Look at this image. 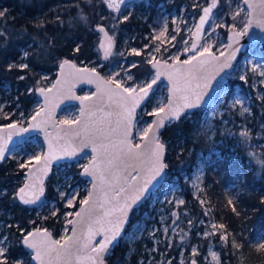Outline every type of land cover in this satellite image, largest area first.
<instances>
[{
  "label": "rangeland",
  "instance_id": "obj_1",
  "mask_svg": "<svg viewBox=\"0 0 264 264\" xmlns=\"http://www.w3.org/2000/svg\"><path fill=\"white\" fill-rule=\"evenodd\" d=\"M83 1L87 8L92 11L93 8L97 10L98 15L100 14V21L91 27L90 17L84 11L82 4L76 5V12L68 16L66 20V25L72 30L66 41L67 43L64 44L72 43L75 45L74 50L79 47V49H82V53L71 60L75 61L79 66H88L98 70L103 68V71L107 72L106 75L108 77H106L109 80L119 81L124 87L130 85L145 86L154 76L153 73L139 81L135 80L132 72L134 67H131V65L133 63L136 65L138 62L135 58L136 54L132 53L133 48L137 49L140 54L145 49H148V60L155 57L153 63L157 60L173 62L175 60L171 57L175 55H179L180 59H187L191 56L193 53L188 54L185 49L191 47L197 20L201 14L200 9L194 8L193 5L196 3H201L203 6L207 5L206 0H190V2H184L180 6H178L176 0H140L136 3L128 4L122 10L116 12L114 8H108L102 0ZM93 4L96 5L93 6ZM237 5L243 11H240L236 19L233 20L232 15L237 10ZM81 15L87 19H81ZM123 15L128 16L126 21L122 20ZM214 16L215 20H212L210 25L220 23L224 26L216 28L211 33V36L208 35L209 26L202 46L211 44V50L219 53L226 49L229 32L233 31L228 25L235 24V30H242L248 21V9L244 0H227V2L226 0H221ZM102 17L108 20V26L100 23L103 20ZM132 21L134 23L138 22V24L129 26ZM98 25L105 26L115 42L112 55L107 59H105V52L101 47L103 32L99 31ZM6 31L9 40L7 46L9 54L5 61L10 64L28 63V70L32 77L35 78L40 75V77H37L35 85L28 92H36L41 87L52 86L56 78V71H49L50 67L48 65L46 69L38 68L39 64L43 66L39 61V58L45 53L42 44L27 37L24 30L8 27ZM161 31L164 32V35L159 40H156L155 37ZM173 35L176 37L175 40H171ZM146 45L149 46L145 47ZM156 47H159V52L154 51ZM26 51L29 55L24 57V52ZM15 55L16 59H14ZM68 59L66 57L62 58L60 63ZM256 63L264 64V43L261 41L245 47L237 59L231 77L222 89L217 102L203 109V128L204 132H207L206 135L210 140L211 149L208 153H199L192 173L184 177V182L188 183V189L186 190L183 187L177 177L169 180V177H167L165 183L149 196L144 205L136 210V220L129 226L117 245H128L129 256L136 255L138 264H164V262L169 260L171 264H181V262L190 264L191 260H197L199 264H215L212 260V252L217 253L220 258V264H264V251L258 250V245L264 243V227L254 230L253 235L251 233L245 234V243L248 242V245L253 247L252 249L255 252L254 260H250L246 254L244 256L241 248H232L231 239L235 237L236 241L240 243L238 236L227 232L229 234V243L225 244L219 239V232L224 230H217V235L215 236L204 235L205 232L213 231L211 228L212 224L221 225L214 218L212 209L204 195V176L207 166L216 158H224L225 156L220 146L229 147L232 158L238 157L237 149L242 145V138L239 133L247 129L250 133H253L251 135L256 139L260 138V141L255 144L264 147V134L260 137L254 132L255 127L250 119L253 115V105L256 99L261 100L260 96L264 95V84L260 83L261 78L250 72L251 66ZM105 67H107L106 70H104ZM115 72H119V75H116ZM128 75L132 76L131 80L127 78ZM241 76H247L248 82L245 83L241 80ZM16 90L17 88L11 83L0 82V96L2 99L0 106L3 107V112L14 114L11 117L13 121H19L18 124L25 126L29 123L31 116L41 108V100L37 97L35 103L27 112L14 95ZM83 90L85 95L92 93L90 88H84ZM168 90V83H161L149 99L147 106L142 108L143 111L142 109L139 111L137 119L142 123L136 125V132L133 138L135 143H139L142 140L141 128L146 127L154 118L144 113L154 110L158 105L165 107L168 100ZM237 98L241 99L244 105L250 108V113L241 115L239 105L235 108L230 107ZM3 112H0V119L4 117ZM21 112L24 113L23 116L20 115ZM227 112L232 113L231 118L224 117L219 123L217 119L222 118ZM78 115V106H69L60 113L59 118L61 121H74L78 118ZM190 115L191 113L186 114L187 117H190ZM262 128L264 127L262 126ZM44 149L42 134L38 133L15 147L4 163L9 164L11 160H14L19 167L21 163H27L34 155L42 156ZM91 158V155H87V159L83 157L80 161L54 167L49 179L52 178L55 182L58 199L48 200L45 197L43 204L40 207H34L36 209L31 211L35 216L45 218L49 214L52 215L53 211L58 214L61 208L65 209L62 215L64 227L62 237L59 240L67 237L72 228V224H68L67 220L73 219L74 216L66 217L65 213L78 211L80 207L78 206L79 201L87 198L91 182L82 177L80 165L87 164ZM33 162L34 160L28 163L25 168L28 169ZM68 177H71V179H66ZM19 188L16 186L1 188L0 198L8 193L11 194V198L16 197ZM73 189L76 190L77 198L74 201V206L68 208L65 200L60 198L59 192H71ZM188 191L191 194V198L188 197ZM179 200H183L184 203L178 204ZM201 200L204 201L203 204L200 203ZM18 202L20 203L19 200ZM173 212L177 213V216H173ZM13 217L14 215L9 210L7 211L2 207L0 210V235H5L10 225L9 221ZM42 226L40 224L35 228H43ZM165 227L169 229L168 234L172 237L170 247L167 246L169 241L164 238L163 229ZM35 228H32V230ZM138 229L141 231L138 232ZM156 229H159V231L156 232L155 236L150 235ZM250 231H252V228H250ZM134 234L135 238L133 239ZM184 234H186L185 239L182 241L180 236ZM8 243L10 245L9 241ZM193 248L196 249L195 255L192 252ZM153 249L156 250L153 251ZM8 252L6 255H8ZM21 258L24 264H33L32 254L28 251L15 261Z\"/></svg>",
  "mask_w": 264,
  "mask_h": 264
},
{
  "label": "snow or ice",
  "instance_id": "obj_2",
  "mask_svg": "<svg viewBox=\"0 0 264 264\" xmlns=\"http://www.w3.org/2000/svg\"><path fill=\"white\" fill-rule=\"evenodd\" d=\"M91 2V0H89ZM103 3L107 5L108 8H114L116 12H119V7L114 3V0H102ZM125 0H119L120 4H123ZM221 0H206L207 6H203L201 3H196L193 5L194 8H199L202 14L199 17V23L196 26V35L199 39L203 34V28L205 24L209 23V20H215L213 10L218 8ZM227 2V0H226ZM245 4H248V0H244ZM249 7H254L249 5ZM261 12L256 22L259 26L264 27V3L260 5ZM242 8L237 5V10L233 13L232 19L235 20L236 16L239 15ZM219 14V13H217ZM5 12L0 11V18L4 17ZM81 19L86 20L87 18L81 15ZM103 19V17H102ZM128 19L127 15L122 16V20L126 21ZM56 20L63 23L59 15H57ZM44 21H40L36 27H43ZM252 24V19H249L247 24L242 30L233 31L232 43L228 44L227 47L231 48V52L225 61L219 62V56H224L223 51L219 52V56L215 55L211 48V44H206L201 47L199 51H194L197 45L193 43L191 47L186 48V52H193L191 56L183 61L180 60L179 55L171 57L176 61L175 65H168L167 61L163 65L156 61L153 63L155 57L148 60L154 68L158 69L150 82H147L145 86L135 85L123 87L122 91H116L110 86V82L104 80L103 77L96 73L93 68L91 71L95 73V80L99 84H104L106 86V95L108 97L109 106L113 108V111L104 113V117H116L113 122L111 119H105L101 117L99 121H95L92 124L86 123L84 125V139L82 141L80 151L85 148H91V152L94 154L87 164H81L82 175L91 178V189L88 191L87 198L81 199L79 201L80 208L76 212H66V217L75 216L78 219H68V224L76 225L72 229V235L61 244L59 240H53L51 233L47 229L36 228L34 231L27 229L23 226L17 225L16 230L21 234V243L28 249H32L35 252L34 259L39 260L40 264H73V260L83 262L85 260L89 261L90 264H104V256L109 252L111 246L117 241L121 234L123 224L127 221L128 213L131 211L132 207L141 200L146 193L150 192V187H155V183H159V180L164 176V170L167 168V164L164 162V152L165 145L162 143L154 133V139L149 143L145 144L143 147L140 144L133 145L131 136L134 125H140L142 122L137 119L136 109L141 106L142 102L149 100V93L152 90L153 85L157 83L161 75H167L169 81H171V92L172 99L169 100L167 104L168 111L162 117L161 113L165 112L164 107L159 105L150 112H145L147 116L156 117L157 119L148 123L146 127L141 128V139H146L149 133L156 129L158 133L159 129L165 126V120H179L181 114L186 110L197 108L200 106V102L203 100L204 96L208 94V90L212 89L213 81L219 83L217 77L226 68L231 67L230 61L235 59L236 53L240 51L239 47H234V45L239 44V37L245 35L248 28ZM220 23H214L210 25V31L208 35L215 31L216 28L221 27ZM231 30H235L236 25H228ZM98 29L107 35L103 26L98 25ZM164 32L161 31L159 35L155 37L159 40ZM4 33L0 32V37H3ZM111 39V38H110ZM175 35L171 36V40H175ZM187 43V41H185ZM146 45L145 47H148ZM103 48L104 45L101 44ZM111 45H109V48ZM175 47V45H173ZM79 51V47L75 49ZM154 51L159 52V47H156ZM132 53L140 55L137 49L133 48ZM29 53L24 52V57H27ZM109 52L105 50V59L108 58ZM122 55V53H121ZM151 55V54H149ZM198 57H203V59H198ZM193 61L196 63L193 64ZM65 65H69V61L65 60L60 65L61 69ZM183 65H191L190 68L184 69ZM208 66V67H205ZM9 70L12 68H19L21 70L28 69V63L19 64H9ZM72 67H75L72 65ZM131 67H136L135 63ZM163 67L167 69L166 72H161L159 69ZM127 71V70H125ZM250 72L259 76L261 78L260 83L264 84V64L256 63L250 68ZM119 75V72H115ZM129 80L132 79L131 75L127 77ZM223 77H221L222 79ZM18 79L23 80L25 76L21 75ZM241 80L245 83L248 82L247 76H241ZM93 82L91 79L89 83ZM111 83H115L117 88H120V82L112 80ZM60 84V81H57ZM98 84V88H99ZM39 92L44 96V105L41 106V111H46V106L49 104L50 98L44 88H40ZM135 94V95H134ZM86 99V98H78ZM260 99L264 101V95L260 96ZM237 105L240 106V114L250 113V108L244 105V102L237 98L235 99L231 106L235 108ZM54 107V106H53ZM143 111V109H142ZM0 112H3V107L0 106ZM190 114V113H189ZM4 118L9 120V123L4 125L5 128L13 129V132L7 133V138L0 140V161L5 159V154L8 152L7 143L9 142L12 135L20 132L27 131V128L19 129L16 128V124L19 121H13L11 119L13 113L3 112ZM21 116L24 115L23 112L20 113ZM84 112L81 111V116ZM95 115V112L92 113ZM41 117V112L37 111L31 116V121H36L34 124H30L31 128L39 129L42 124L47 123L45 119H39ZM64 124L79 123V121H61ZM207 134V132L205 133ZM80 135V133H77ZM242 138V142L247 143L250 139L251 133L245 129L239 133ZM74 157L76 156V151L65 152L63 156L57 154L51 142L48 145V152L43 158V164L38 169L43 173H47L51 169V163L53 160L61 161L64 157ZM85 159H87V154H85ZM40 163L41 156H32L27 163H21L20 168L27 167L28 163L32 161ZM261 167H264V159L258 160ZM133 173H136L133 175ZM159 178V179H158ZM66 179H71L68 177ZM142 179L143 183L140 184L138 181ZM155 182V183H153ZM34 188L33 184H25L23 187L18 189L16 197L24 204H36L39 201L40 196L43 195L44 189L40 187L38 190L33 191L30 198H26V189ZM59 191V190H58ZM130 194H126L129 193ZM60 198L65 200L66 206L72 208L74 206V201L76 200V190L73 189L71 192L60 191ZM183 200H179L178 204H183ZM201 204L204 203L203 200L200 201ZM232 204V200L228 201ZM87 206V207H84ZM236 211L235 206L232 209ZM53 211L52 215H55ZM173 216H177V213L173 212ZM175 223V221H173ZM191 223V221H189ZM81 225L86 227V234H84L83 229L81 230V235H77V228ZM96 226L95 228L93 226ZM8 227H11L9 225ZM211 228L213 231L205 232V236H215L217 235V230H224V225L212 224ZM141 231L138 229V232ZM159 229L154 230L150 235L155 236ZM169 229L165 227L163 229V234L165 240L169 241L167 246H171L172 237L168 234ZM185 235H181L180 239L183 241ZM94 236H100L98 241H93ZM135 238V234L132 237ZM219 239L221 242L227 244L229 243V234L226 230L219 232ZM9 238L7 235H0V264H9V259L6 253L9 248ZM232 248H241L242 245L236 241L235 237L231 239ZM156 249H153L155 251ZM258 250L264 251V243L258 245ZM193 255L196 254V249H192ZM212 260L215 264H220V258L216 252L211 253ZM13 264H24L23 259H18L13 261ZM164 264H171V261H166ZM183 264V262H181ZM190 264H197L196 260H191Z\"/></svg>",
  "mask_w": 264,
  "mask_h": 264
},
{
  "label": "trees",
  "instance_id": "obj_3",
  "mask_svg": "<svg viewBox=\"0 0 264 264\" xmlns=\"http://www.w3.org/2000/svg\"><path fill=\"white\" fill-rule=\"evenodd\" d=\"M176 1L178 6L184 2H190V0ZM78 4H82L84 11L89 15L91 27L99 23L100 14L98 15L95 8L93 11L87 8L83 0H0V11L5 12L4 17L0 18V32L4 33V36L0 37V82H9L17 88L14 95L27 112L37 99L35 91H28L35 85L36 79L40 75L34 78L28 69L21 70L14 67L9 70L10 63L5 61L9 54L6 30L8 27L24 30L27 37L41 43L45 53L39 58L43 66L39 64L38 68L46 69L48 65L49 71H56V77L62 58L73 59L82 53L81 48L78 52L74 50V44H64L67 43L72 30L66 25V20L68 16L76 12ZM57 15L63 23L56 20ZM41 20L44 21L43 27H36ZM100 23L108 26L107 19H103ZM134 24H138V22L132 21L129 26ZM148 52L149 50L145 49L140 55H135L138 63L132 72L136 81L154 73L153 65L147 62ZM14 59H16V55ZM99 70L102 71L101 68ZM21 75L25 76V79H18ZM105 76L107 75L105 74ZM83 92L84 90L81 91V93ZM1 101L0 96V103ZM203 109L204 107L198 108L191 113L190 117L185 114L178 122L168 124L160 135L161 140L167 145L168 180L177 177L186 190L188 183L184 182V177L192 173L199 153H208L211 149L210 140L203 128ZM230 112L217 119L218 122L221 123V119L224 117L231 118L232 113ZM250 119L255 127L254 132L262 137L264 134V128H262V126L264 127V101L256 99ZM7 123L9 120L4 117L0 119V125ZM258 141L260 138L256 139L251 135L248 142H242V145L237 149L238 157L236 158L231 157L229 147L220 146L225 154L224 158H216L212 161L207 166L204 176V195L212 209L214 218L225 226L224 230L229 234L238 236L242 245L241 252L244 256L246 254L250 260L255 259V252L248 242L245 243V234L253 235L254 230L264 227V167L258 163V160L264 159V147L256 145L255 143ZM26 171L27 168H19L14 160H11L9 164L3 163L0 166V189L6 186L21 187L25 181ZM187 193L191 198L190 192ZM14 197L11 198V194L8 193L0 198V210L4 207L14 215L9 221L11 227H8L5 233L10 242L7 255L9 264H13V261L19 256L27 253L21 243V234L16 230L17 225L32 230L42 224V227L51 231L56 239L62 237L64 227L62 216L64 208H61L56 215L49 214L42 218L31 212L36 208L19 203L18 199ZM45 197L48 200L59 197L52 178L46 183ZM230 199L232 204L228 203ZM233 206L236 208L235 212L232 210ZM136 210L131 216V224L136 220ZM32 220L34 221L31 223ZM107 264H138V260L136 255L129 256L128 245L119 244L107 257Z\"/></svg>",
  "mask_w": 264,
  "mask_h": 264
},
{
  "label": "water",
  "instance_id": "obj_4",
  "mask_svg": "<svg viewBox=\"0 0 264 264\" xmlns=\"http://www.w3.org/2000/svg\"><path fill=\"white\" fill-rule=\"evenodd\" d=\"M137 0H125V2L132 3ZM114 3L120 7L119 0H114ZM264 3V0H248V4H245L247 9H248V20L252 19V24L248 28V31L245 33L244 36L239 37V44L234 45V47H239L240 51L236 53L235 59L231 60V67L226 68L223 72L220 73V75L217 77V80H219V83H216V81H213V87L212 89L208 90V94L204 96L203 100L200 102V106L197 108L189 109L186 110L184 113L181 114L180 119L184 114L187 113H192L196 109L204 107H210L213 104L217 102L219 99L220 93L226 83L228 82L229 78L231 77L232 70L237 62V59L239 58L240 54L244 51L245 47L247 45H252L257 42H263L264 43V27H261L258 25L256 22L257 18L260 15L261 8L260 5ZM249 5H253L254 7H249ZM207 6V5H206ZM216 9L213 10V14L215 13ZM202 14V12H201ZM200 14V15H201ZM200 17V16H199ZM212 19L209 20L208 24L204 25L203 28V34L200 36V38H197L196 35V28L194 32V36L192 39V43H195L197 45V48L194 51H198L204 41L205 35L207 33V30L211 24ZM248 22V21H247ZM199 23V18L197 20V25ZM196 25V26H197ZM103 26V25H101ZM105 31L107 32V35L103 32V38H102V44L104 47L102 48L103 51L107 49L109 52L108 57L112 55V52L114 50L115 42L113 37L109 34V31L105 26H103ZM233 31H238V30H233ZM233 31L229 32L228 35V44L232 43V36H233ZM111 38V39H110ZM109 45L111 47L109 48ZM231 48L226 47V49L223 51L225 53L224 56H219V53L213 52L215 55L219 56V62H223L226 60L228 53L231 52ZM193 52H188V54H191ZM198 59H203V57H198ZM183 61L184 59H180ZM69 65H65L63 69L59 67L57 76L54 80V83L50 87H41L44 88L47 92L48 97L50 98L49 104L46 106V111H41V108L38 110L41 112V117H38L39 119H45L47 120V123L42 124L39 129H34L30 127V124L36 123V121H29L27 125H21V124H16V128L23 129L27 128V131H20L14 135L11 136L9 142L7 143V149L8 152L5 154V159L3 161H0V166L4 163V161L7 159L9 156L10 152L20 145L21 143L27 141L30 139L32 136L41 133L42 134V139L44 143V153L41 156V161L40 163H37L34 161L27 169L26 171V178L24 183L22 184L21 187H23L25 184H33L34 188L31 189H26L25 196L26 198H30L32 196L33 191L38 190L40 187H43L44 192L43 195L40 196L39 201H37L36 204H24L22 201L20 203L28 206V207H40L45 199V193H46V183L50 178V175L54 169V167L62 165V164H67L71 162H76L80 161L85 157V154L93 156L94 154L91 152V148H85L83 151H80V147L82 144V141L84 139V125L86 123L92 124L95 121H99L101 117H104V113L106 112H111L113 111V108L109 106V101L108 97L106 95V86L104 84H99L98 81L95 80V73H93L91 70L93 68L88 67V66H79L75 63V61L68 59ZM161 65L165 63L166 60H157ZM63 63V62H62ZM61 63V64H62ZM168 65H175L176 61L169 62L167 61ZM196 62L193 61V64ZM60 64V65H61ZM74 65L75 67H72ZM191 65H183L184 69L190 68ZM208 67V66H205ZM154 75L157 72L158 69L154 68ZM96 73H99L101 77L104 78V80L110 82V86L115 89L116 91H122V88L124 87L123 85L120 84V88H117V85L115 83H111V80H109L105 75L98 69H95ZM161 72H166L167 69L161 67L159 69ZM221 77H223L221 79ZM92 80L93 82L89 83V80ZM57 81H60V84H57ZM166 82L168 83L169 90H168V100L167 103L164 107L165 112L161 113V116L163 117L167 111V104L169 100L172 99V92H171V81H169L167 75H161L160 79L157 81L155 85H153L152 90H150L149 93V99L153 96L154 92L156 89L161 85V83ZM99 84V88H98ZM84 88H90L92 89V93L89 95H85L81 93V91ZM40 89V88H39ZM39 89L36 91L37 97L41 100V106L44 105V96L41 95L39 92ZM135 95V94H134ZM78 98H86V99H78ZM149 101V100H148ZM148 101L142 102L141 106L136 109V115L138 117L139 111L148 103ZM54 106V107H53ZM69 106H78L79 108V115L78 118L74 121H79V123H73V124H64L61 123V120L59 118L60 113L67 107ZM81 111L84 112V115L81 116ZM95 112V115H92V113ZM105 119H111L113 122L115 121L116 117L113 115L112 117H104ZM157 118L154 117L153 121L156 120ZM179 119V120H180ZM179 120H165V126L160 128L158 133L156 132V129H153L152 133L148 134V137L146 139H142L139 143H135L133 138L136 132V125L133 126V131H132V136L131 140L133 145L135 144H140L142 147L145 144H149L153 139H154V133L158 135L160 141L164 143L161 140V132L166 128V126L170 123L173 122H178ZM13 129L5 128L4 125H0V140L6 139L7 138V133L13 132ZM77 133H80V135H77ZM49 142H51L54 151L63 156L65 152H71L73 150L76 151V156L74 157H64L63 160L61 161H55L53 160L51 163V169L48 171L46 174L38 171V169L41 167L43 164V158L48 152V145ZM165 145V152H164V162L166 163V155H167V145ZM82 173V172H81ZM136 173H133L135 175ZM82 175V174H81ZM82 177L86 180H90V177L83 176ZM167 177V170H164V176L162 179L159 180V183H155V187H150V192L146 193L145 196L141 198L140 201L137 202L136 205H134L131 209V211L128 213L127 221L123 224L122 231L120 236L118 237L117 241L114 242L113 246L110 247L109 252L105 254L104 256V264H107V257L110 255L112 252L113 248L119 243V241L122 239L124 234L127 232L129 226H130V221H131V215L133 212L140 208L142 205L145 204V202L148 200L149 196L156 191L158 188H160L166 180ZM159 179V178H158ZM138 183L142 184L143 180L140 179ZM91 189V187H90ZM126 194H130L126 193ZM87 207V206H84ZM80 208V207H79ZM79 210V209H78ZM78 219L77 217H73V220ZM76 227V225L72 224L71 232L70 234L65 237L63 240L56 239L51 231L47 230L49 233H51L52 239L53 240H59L61 241V244H63L68 237L72 235V229ZM94 228L96 227L95 225L93 226ZM36 229V228H35ZM33 229V231L35 230ZM44 229V228H41ZM83 229L84 234H86V227L84 225H81L80 227L77 228V235H81V230ZM101 237L100 236H94L93 241H98ZM24 246V245H23ZM24 248L32 254V263L33 264H40L39 260L34 259L35 252L32 249H28L26 246ZM197 261V260H196ZM55 264V262H54ZM73 264H90L89 261L85 260L83 262L80 261H75L73 260ZM197 264L199 262L197 261Z\"/></svg>",
  "mask_w": 264,
  "mask_h": 264
},
{
  "label": "flooded vegetation",
  "instance_id": "obj_5",
  "mask_svg": "<svg viewBox=\"0 0 264 264\" xmlns=\"http://www.w3.org/2000/svg\"><path fill=\"white\" fill-rule=\"evenodd\" d=\"M138 1H140V0L134 1V2H132V3H136V2H138ZM128 4H131V3L124 2L123 4L120 5L119 9L122 10V9H123L124 7H126ZM101 69H102V71H101V70H100V71H101L104 75L107 74L106 71H103V68H101ZM106 69H107V67L104 68V70H106ZM105 77H106V76H105ZM83 94H84V93H83ZM130 225H131V221H130Z\"/></svg>",
  "mask_w": 264,
  "mask_h": 264
}]
</instances>
